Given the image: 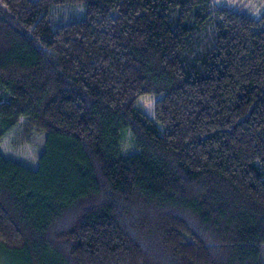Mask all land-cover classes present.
Here are the masks:
<instances>
[{"label":"trees","instance_id":"obj_1","mask_svg":"<svg viewBox=\"0 0 264 264\" xmlns=\"http://www.w3.org/2000/svg\"><path fill=\"white\" fill-rule=\"evenodd\" d=\"M18 126L45 134L36 168L2 153ZM263 248L264 12L0 0V264H264Z\"/></svg>","mask_w":264,"mask_h":264},{"label":"rangeland","instance_id":"obj_2","mask_svg":"<svg viewBox=\"0 0 264 264\" xmlns=\"http://www.w3.org/2000/svg\"><path fill=\"white\" fill-rule=\"evenodd\" d=\"M217 3L231 6L242 7L246 10H250L255 14L264 12V0H215ZM74 13H68L59 15L58 21H67L71 18L81 15L82 9L75 8ZM158 95L148 94L140 97L137 101V105L143 109L148 115L154 116L155 103ZM130 131V130H128ZM131 133V131H130ZM130 133H126L123 151L126 154L135 151L133 139ZM45 146V134L39 131H26L24 127L18 126L13 129L3 140L2 153L6 158L21 162L31 168H36L38 165L39 155L43 151ZM264 256V248H263ZM5 264H13L12 262H6Z\"/></svg>","mask_w":264,"mask_h":264}]
</instances>
